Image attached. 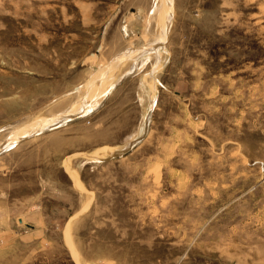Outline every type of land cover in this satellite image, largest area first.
<instances>
[{
	"label": "rangeland",
	"instance_id": "obj_1",
	"mask_svg": "<svg viewBox=\"0 0 264 264\" xmlns=\"http://www.w3.org/2000/svg\"><path fill=\"white\" fill-rule=\"evenodd\" d=\"M0 264H264V0H0Z\"/></svg>",
	"mask_w": 264,
	"mask_h": 264
},
{
	"label": "bare ground",
	"instance_id": "obj_2",
	"mask_svg": "<svg viewBox=\"0 0 264 264\" xmlns=\"http://www.w3.org/2000/svg\"><path fill=\"white\" fill-rule=\"evenodd\" d=\"M167 2V1H166ZM156 6H157V4H156ZM163 7V6H162ZM159 8L158 9V7H157V9H158V11H159V13H161V11H163V10H165V8L166 7H164V8ZM166 18V17H165ZM167 19V18H166ZM166 19H164V20H166ZM165 27V26H164ZM166 30V29H165ZM162 39V38H161ZM162 46V45H161ZM158 48H160L159 46H158ZM157 48V49H158ZM140 49V48H139ZM147 49V48H146ZM150 49H148V51H149ZM159 50V49H158ZM147 51V50H146ZM151 51V50H150ZM137 52V51H136ZM143 54V53H142ZM148 54V53H147ZM145 60V59H144ZM133 65H135L134 63H133ZM133 72V71H132ZM128 75H129V73H128ZM127 76V75H126ZM123 79V78H122ZM121 79V80H122ZM107 86V85H106ZM113 85L112 84H110L108 87H106V88H104L103 90H101V92H99L98 93V95L97 96H101L102 94H104V93H106V91H107V89L108 88H111ZM150 97V96H149ZM85 102L86 101H83V103L81 104H79V105H77L72 111H71V113L70 114H68V115H72L73 116V114L74 113H76V114H78V115H82L85 111H86V108H84V106L83 105H86L85 104ZM90 102V101H89ZM94 106V105H93ZM74 118V117H73ZM57 120V119H56ZM65 121V119H60V120H58V121H56L55 122V120H49V121H42L41 123H39V125H38V127L40 128V129H43L44 127L45 128H49L50 126H55V125H58V124H60V123H63ZM40 129H37V128H35V129H31V128H25V129H21V130H19L16 134H15V138H12V139H10V141L6 144V145H4V146H8V145H12L13 143H15L16 141H17V139H18V137L20 136V138L21 137H24V136H27V135H29V133H31L33 130H40ZM7 140V139H6ZM4 143V142H3ZM134 143V142H133ZM2 146H3V144H2ZM111 153V152H110ZM116 154V153H115Z\"/></svg>",
	"mask_w": 264,
	"mask_h": 264
}]
</instances>
